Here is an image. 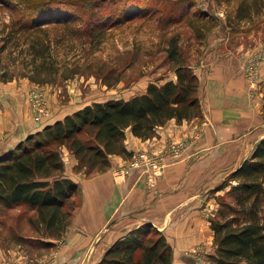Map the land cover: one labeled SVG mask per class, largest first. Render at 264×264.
I'll return each mask as SVG.
<instances>
[{
    "label": "trees",
    "instance_id": "16d2710c",
    "mask_svg": "<svg viewBox=\"0 0 264 264\" xmlns=\"http://www.w3.org/2000/svg\"><path fill=\"white\" fill-rule=\"evenodd\" d=\"M183 1L20 0L22 4L15 5L16 12L12 11L9 23L1 29L0 51H25L20 73L32 81L66 79L80 71L79 58H57L52 50L58 43L70 40L90 54L112 28L141 17H156L167 24L186 19L198 35L209 31L213 17L196 10L185 11L179 5ZM225 1L235 3L233 17L239 20L264 8V0ZM166 58L173 67L174 79L150 82L144 92L127 99L88 103L31 132L0 155V209L24 205L34 211L28 222L38 236L20 235L18 241L33 244L37 239L51 246L70 225L79 185L63 173L62 145L77 158L74 169L90 175L106 170L111 155L131 154L125 146L127 130L146 139L171 118L181 122L202 117L200 78L176 36L169 40ZM9 71L1 72L3 80L14 77ZM105 77L115 82L121 79L122 70ZM227 185L226 196L217 197V213L210 217L215 245L210 256L212 264H264V137L214 191ZM172 254L165 234L146 222L111 243L97 264H171Z\"/></svg>",
    "mask_w": 264,
    "mask_h": 264
},
{
    "label": "crops",
    "instance_id": "0c3cea01",
    "mask_svg": "<svg viewBox=\"0 0 264 264\" xmlns=\"http://www.w3.org/2000/svg\"><path fill=\"white\" fill-rule=\"evenodd\" d=\"M249 50L240 55L237 50L224 53L213 48L210 60L202 58L193 67L201 82L202 118L181 122L171 118L146 139L127 130L125 146L131 154L111 155L106 170L85 176L82 170L74 169V153L65 149L68 161L64 172L78 183L79 191L74 196L77 207L54 261L97 264L111 243L146 222L165 234L173 250L171 264H200L214 253L208 205L227 187L213 189L250 156L255 143L264 137V59L253 90L243 73ZM148 83H142L140 93ZM33 85L26 78L0 82V152L85 105L78 104L75 95L60 103L57 92L42 85L53 109L52 116L43 119L28 101ZM170 142H185L186 146L153 184L137 167L114 174L113 168L127 165L136 151H160ZM15 249L0 247V264H34Z\"/></svg>",
    "mask_w": 264,
    "mask_h": 264
},
{
    "label": "rangeland",
    "instance_id": "374dc122",
    "mask_svg": "<svg viewBox=\"0 0 264 264\" xmlns=\"http://www.w3.org/2000/svg\"><path fill=\"white\" fill-rule=\"evenodd\" d=\"M16 4L22 3L20 0H0V37L2 35L1 29L9 23L12 11L16 12L17 10L15 9ZM179 5L185 11L196 10L212 16L210 30L198 35L196 27L190 25L186 19L167 24L164 21H159L156 17H141L112 28L107 32L105 39L98 48L90 54L81 50L76 45L77 43L70 40L63 44L58 43L52 50L54 55L61 60L64 58L77 60L79 58L80 71L66 79L57 77L47 83L33 81L35 86L33 85L28 94L31 108L38 112V115L42 118L52 116L53 109L49 105L50 97L42 87L46 84L51 87V91L57 92L56 96L60 103H66L70 100L71 95H75L76 98H79L77 99L78 104L85 103L86 105L93 101L127 99L141 92L144 85L142 83L147 81L149 83H162L167 79L175 78L173 67L166 58V48L169 46V40L172 36H176L178 45L193 67L202 58H211L212 54L209 52L213 51V48H219L224 53L237 50L240 55L243 54V50L250 48L246 59V69L244 68L243 73L246 74V78L248 77L250 88L254 90L260 77L258 75L259 64L264 59V8L250 18L239 20L233 17L235 6L233 1L186 0ZM68 46L73 47L68 48ZM24 54L25 51L20 53L18 49L0 51V74L3 70L8 69L10 70L9 74L13 73L14 75L9 80H3L0 76V82L20 78L30 80L28 76H21L20 73L21 55L24 56ZM208 60L206 59V61ZM120 69L122 70L121 79L115 82L106 79L105 75L112 74ZM106 70L108 74H106ZM34 94L41 95V111H38L35 107ZM263 107L264 101L261 108L262 116ZM66 148L71 151L65 145L60 147V155L64 164L68 161ZM115 168H113L114 174ZM82 171L84 172L83 169ZM63 173L66 175L65 172ZM225 187L229 188L228 185ZM226 190L215 195V200L208 205L207 218L209 222L210 217H213L220 207L218 195L226 196ZM32 214H34V211L26 209L24 205L7 210L0 209V247L17 248L21 254L31 258L34 264H58L60 260L54 261V258L64 239L63 237L59 240L53 239L55 243L51 246H44L37 239H35L36 243L33 244H29L27 240L18 241L17 238L20 235H26L30 238L38 236L35 229L28 222V216ZM213 252H215V245ZM211 254H208V257L203 259L200 264H209V262L212 264Z\"/></svg>",
    "mask_w": 264,
    "mask_h": 264
},
{
    "label": "built area",
    "instance_id": "2783aa9c",
    "mask_svg": "<svg viewBox=\"0 0 264 264\" xmlns=\"http://www.w3.org/2000/svg\"><path fill=\"white\" fill-rule=\"evenodd\" d=\"M35 107L41 111V95L34 94ZM185 143V142H184ZM183 142H170L160 151L139 150L135 152L127 165L115 168V175L127 173L130 168L137 167L146 175L148 183L151 185L155 179L162 173L164 167L171 161L179 158L182 155L184 144Z\"/></svg>",
    "mask_w": 264,
    "mask_h": 264
},
{
    "label": "water",
    "instance_id": "95a60500",
    "mask_svg": "<svg viewBox=\"0 0 264 264\" xmlns=\"http://www.w3.org/2000/svg\"><path fill=\"white\" fill-rule=\"evenodd\" d=\"M3 152H0V155L2 154Z\"/></svg>",
    "mask_w": 264,
    "mask_h": 264
}]
</instances>
